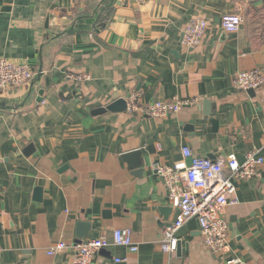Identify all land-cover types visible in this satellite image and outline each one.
I'll use <instances>...</instances> for the list:
<instances>
[{
	"label": "crops",
	"instance_id": "obj_1",
	"mask_svg": "<svg viewBox=\"0 0 264 264\" xmlns=\"http://www.w3.org/2000/svg\"><path fill=\"white\" fill-rule=\"evenodd\" d=\"M112 1L98 28L103 0H0V58L36 73L25 89L0 95L9 107L0 110V264H69L70 247L47 252L75 244L79 223L88 225L82 242L111 243L124 229L137 247L110 245L92 264H264V165L258 177L234 180L222 255L204 246L194 220L177 233L176 251L161 250L175 211L154 171L189 166L191 157L264 158V82L253 93L232 87L239 71L264 74V0ZM226 14L242 17L237 32L222 31ZM195 18L208 29L190 50L181 35ZM132 92L142 105L195 103L160 119L105 110ZM184 147L191 157L183 159ZM130 152L142 172L122 158Z\"/></svg>",
	"mask_w": 264,
	"mask_h": 264
},
{
	"label": "built area",
	"instance_id": "obj_2",
	"mask_svg": "<svg viewBox=\"0 0 264 264\" xmlns=\"http://www.w3.org/2000/svg\"><path fill=\"white\" fill-rule=\"evenodd\" d=\"M242 17L237 14H226L221 18L220 27L225 33L239 30ZM208 29V22L203 18L192 19L183 29L181 44L186 49L197 48ZM36 73L26 65H19L0 58V95L11 90H22L29 86ZM68 80L85 82L88 75H68ZM264 82V74L259 69L239 71L232 79V87L239 92L255 91ZM126 111L153 119L165 118L178 113L184 107L193 105L194 100L174 99L168 102L140 104V94L132 92L125 100ZM183 159L191 157L188 147L182 148ZM264 165V158L251 151L244 155L242 161L227 157L219 161L191 157V163L186 166L179 162L172 167L156 165L154 171L163 181L168 193L170 206L175 211L172 223L164 229L160 241L163 252L172 253L178 245L177 233L189 221L194 220L201 233L204 246L215 255L225 254L228 250V224L225 209L236 203L234 180H247L258 177ZM110 245L124 247L135 253L137 247L133 244L130 231L116 229L110 243L105 237L90 239L80 244L68 246L63 242L55 244L47 255L71 248L73 255L69 264H92L97 253ZM116 263L125 259H116ZM225 264H242L239 259H228Z\"/></svg>",
	"mask_w": 264,
	"mask_h": 264
},
{
	"label": "water",
	"instance_id": "obj_3",
	"mask_svg": "<svg viewBox=\"0 0 264 264\" xmlns=\"http://www.w3.org/2000/svg\"><path fill=\"white\" fill-rule=\"evenodd\" d=\"M42 68L39 69V73H38V77L40 76ZM248 93H253V91H248ZM42 94L43 91L39 92V96L37 98V103L41 102L42 100ZM9 107L6 106L5 103H1L0 102V110H8ZM105 110L109 111V112H123L126 110V102L123 99H119L113 103H111L110 105H108ZM32 150L31 146H28L26 148V150L24 151V154L27 156L28 154H30ZM138 156L139 153L138 152H130V153H126L123 155V159L128 163L129 167L134 170H138V172H142V167H141V163L140 161H138ZM132 160H134V162L132 163ZM37 192V191H36ZM38 192H40V190H38ZM86 228V230L88 229V225H84V223H79L78 224V233L76 235L77 240L75 241V244H80L86 234V232L83 230V228Z\"/></svg>",
	"mask_w": 264,
	"mask_h": 264
},
{
	"label": "trees",
	"instance_id": "obj_4",
	"mask_svg": "<svg viewBox=\"0 0 264 264\" xmlns=\"http://www.w3.org/2000/svg\"><path fill=\"white\" fill-rule=\"evenodd\" d=\"M103 2L105 3H108V5H107V9L105 10V12H104V15H101L100 17H101V20L100 21H98V23H97V25H99L98 26V28H102L104 25H106L108 22H109V20H110V18H111V15H112V0H103Z\"/></svg>",
	"mask_w": 264,
	"mask_h": 264
}]
</instances>
